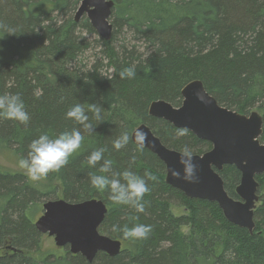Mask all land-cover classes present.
I'll use <instances>...</instances> for the list:
<instances>
[{
    "label": "trees",
    "instance_id": "obj_1",
    "mask_svg": "<svg viewBox=\"0 0 264 264\" xmlns=\"http://www.w3.org/2000/svg\"><path fill=\"white\" fill-rule=\"evenodd\" d=\"M113 1L112 39L106 41L87 18L75 22L82 0H0V23L15 29L14 36L0 31V95L19 94L30 116L27 126L0 117V148L21 159L42 134L55 139L77 128L84 137L67 166L48 176L51 186L0 170V264H264V197L255 212L259 228L255 221L250 234L229 223L217 204L188 199L167 185L165 165L132 141L134 130L146 124L170 149L209 151L210 143L191 132L176 138L177 128L149 115L153 101L180 107L182 89L194 80H201L220 105L245 115L258 109L264 119V0ZM92 35L97 40H90ZM133 66L135 78L121 79V70ZM77 104L89 116L91 135L66 118ZM91 104L102 108V122L92 118ZM124 133L130 141L117 151L113 142ZM99 149L112 160L113 172L155 177L148 181L145 213L114 205L107 191L91 187L89 174L102 173L99 164L91 168L87 160ZM220 175L237 199L240 172L225 166ZM92 199L108 207L99 232L121 242L119 255L98 253L89 263L69 247L31 254L42 238L33 209L50 200ZM173 206L185 213L176 215ZM137 223L152 226L147 240H125L112 230Z\"/></svg>",
    "mask_w": 264,
    "mask_h": 264
},
{
    "label": "water",
    "instance_id": "obj_2",
    "mask_svg": "<svg viewBox=\"0 0 264 264\" xmlns=\"http://www.w3.org/2000/svg\"><path fill=\"white\" fill-rule=\"evenodd\" d=\"M114 7L113 0H82L74 20L78 23L87 18L97 35L110 41ZM197 94L203 95L206 102H201ZM181 95L183 101L180 107H174L165 100L154 101L149 106V115L163 119L177 129L187 128L199 140L212 145L209 151L193 155L197 165L196 183L171 177L168 171L171 168L182 173L180 152L166 147L148 125L138 126L132 133V141L137 144V131L145 133L147 141L144 148L165 165L167 185L182 192L188 199L217 204L229 223L253 234L256 229V203L259 202L257 176L264 175V143L260 140L263 116L257 111L249 115L241 114L220 105L207 92L201 80L186 84ZM225 166H234L241 174L236 189L237 199L225 189L220 175ZM107 213V205L97 199L77 204L50 200L43 205V213L35 221V226L42 235L53 237L58 247H69L72 254L80 255L91 263L98 253L110 257L121 253L120 241L99 232Z\"/></svg>",
    "mask_w": 264,
    "mask_h": 264
},
{
    "label": "clouds",
    "instance_id": "obj_3",
    "mask_svg": "<svg viewBox=\"0 0 264 264\" xmlns=\"http://www.w3.org/2000/svg\"><path fill=\"white\" fill-rule=\"evenodd\" d=\"M0 31H4L9 36L15 35V29L9 28L7 25L0 23ZM2 51V48H0ZM121 79H133L136 76L135 66L125 68L120 72ZM201 102H206L201 94H197ZM92 118L98 122L103 121L102 108L99 105L91 104L88 107ZM0 117L16 121L20 125L27 126L30 116L25 110L24 103L19 94L0 95ZM66 118L82 126L85 132L90 135L94 132V128L89 123V116L85 113L82 105L73 106L66 114ZM187 128H180L176 131V138L188 135ZM83 135L77 128L71 131H65L59 134L55 139H50L47 134H42L38 139L33 140L29 145V152L26 158H21L18 167L24 171L26 177L34 183L44 181L50 174L59 173L69 163L72 157L81 148ZM130 137L127 133L122 134L113 142L115 150L119 151L127 146ZM135 141L142 151L147 141V136L141 131L135 133ZM104 149L93 151L88 157L87 163L89 167L95 168L98 164L101 175L90 173L91 187L99 192L107 191L108 199L114 205H126L135 210L138 214L146 211L145 195L150 191L148 181L155 180L150 173H145L143 177L137 176L132 171L125 170L123 173H115L112 170V160L104 159ZM102 162V163H101ZM179 164L182 173L176 168L169 169V173L173 179H183L187 183L197 182V165L194 163L193 152L188 146H184L180 152ZM123 180V183L121 182ZM138 219V216L133 218ZM113 231L122 233L125 240L144 241L150 237L153 231L151 225L134 224L132 227L128 225L122 228L118 225L113 226Z\"/></svg>",
    "mask_w": 264,
    "mask_h": 264
},
{
    "label": "rangeland",
    "instance_id": "obj_4",
    "mask_svg": "<svg viewBox=\"0 0 264 264\" xmlns=\"http://www.w3.org/2000/svg\"><path fill=\"white\" fill-rule=\"evenodd\" d=\"M97 38L98 37L96 35H92L91 38H89V39L94 41V40H97ZM89 55H92V52L89 53ZM95 59H91V61L89 63H93L95 61ZM253 111H257L258 113H260L262 115V112L258 109H254V110H252V112ZM235 112H237V111H235ZM19 160H20V158L16 155L15 152H13V150L0 148V170L2 169L3 171L20 172V173L24 174V171L18 167ZM261 178H258V182L260 184V187H259V191H258L259 202L256 203V205H257L256 210H258L259 207L262 206L261 200L264 197V179H261ZM35 184H37L39 186H51V183L47 179L44 181L35 183ZM58 191H60V190H58ZM54 201H57V200H54ZM44 204L45 203H41V204H39V208L33 209L34 213H32V215H31L33 222L37 221V219L42 215ZM256 210H255V212H256ZM173 212L176 215H181V214L185 213V209L181 206H173ZM255 221H256V219H255ZM256 223H257V221H256ZM258 224L259 223H257V226L259 228ZM186 231H187V229H184V232H186ZM56 246L57 245L55 244L53 237H50L48 235H42L40 245H39V249L37 251L31 253V254H33L36 257H39V256L46 255L47 253L54 252L56 249L61 251L60 247L58 248Z\"/></svg>",
    "mask_w": 264,
    "mask_h": 264
},
{
    "label": "flooded vegetation",
    "instance_id": "obj_5",
    "mask_svg": "<svg viewBox=\"0 0 264 264\" xmlns=\"http://www.w3.org/2000/svg\"><path fill=\"white\" fill-rule=\"evenodd\" d=\"M115 5H116V4H115ZM115 7H116V6H115ZM115 7H114V8H115ZM112 11H113V10H112ZM74 17H75V16H74Z\"/></svg>",
    "mask_w": 264,
    "mask_h": 264
}]
</instances>
